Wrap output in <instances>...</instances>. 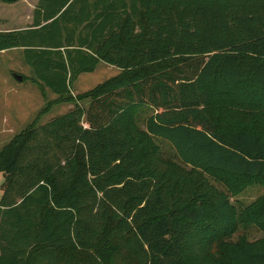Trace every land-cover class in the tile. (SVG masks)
<instances>
[{
	"label": "trees",
	"instance_id": "16d2710c",
	"mask_svg": "<svg viewBox=\"0 0 264 264\" xmlns=\"http://www.w3.org/2000/svg\"><path fill=\"white\" fill-rule=\"evenodd\" d=\"M11 49L73 107L0 149V264H264V237L230 240L238 221L264 232V194L233 203L199 174L235 196L264 183V0H38L30 27L0 31ZM99 62L122 73L84 109L70 86ZM221 106L249 122L223 128ZM153 138L191 170L156 168Z\"/></svg>",
	"mask_w": 264,
	"mask_h": 264
},
{
	"label": "rangeland",
	"instance_id": "374dc122",
	"mask_svg": "<svg viewBox=\"0 0 264 264\" xmlns=\"http://www.w3.org/2000/svg\"><path fill=\"white\" fill-rule=\"evenodd\" d=\"M38 0H0V31H10L28 28L32 25L33 12ZM122 70L99 62L93 73L79 75L70 86V92L75 101L82 108L87 109L89 101L80 98L86 92L97 85L119 76ZM15 75L22 76L23 80L18 81ZM58 97L45 88L35 76L33 68L25 61L23 49H11L5 53L0 52V149L7 145L10 140L20 133L24 128L37 119L39 124L61 116L73 107V104L59 102ZM49 106V107H48ZM137 109L133 113L134 124L140 130L145 129L147 119L154 111L147 106ZM46 108L47 111L43 113ZM254 110L252 114H263ZM211 115L220 120L223 128L246 125L250 111L239 109H228L225 106L211 110ZM153 145L156 153L152 156L153 165L160 169H169L171 165L182 168L189 172L191 169L183 166L178 160L172 146L167 142L153 138ZM199 174L215 189L229 195L231 202L240 203L243 206L254 202L264 194V183H255L246 188L238 195H231L227 185L231 178L223 177L217 173L199 172ZM3 176L0 175V198L2 196L1 184ZM264 237V232L256 225L248 222L238 221L235 231L230 240L247 239L249 241ZM89 257L98 253L88 250ZM80 253L79 256H84ZM99 257V255H97ZM105 264H114L111 253L100 255ZM127 258L126 264H132Z\"/></svg>",
	"mask_w": 264,
	"mask_h": 264
},
{
	"label": "water",
	"instance_id": "95a60500",
	"mask_svg": "<svg viewBox=\"0 0 264 264\" xmlns=\"http://www.w3.org/2000/svg\"><path fill=\"white\" fill-rule=\"evenodd\" d=\"M15 78H16L18 81H22V80H23L22 76H19V75H15Z\"/></svg>",
	"mask_w": 264,
	"mask_h": 264
},
{
	"label": "crops",
	"instance_id": "0c3cea01",
	"mask_svg": "<svg viewBox=\"0 0 264 264\" xmlns=\"http://www.w3.org/2000/svg\"><path fill=\"white\" fill-rule=\"evenodd\" d=\"M23 29H26V28H23ZM6 51H2V53H5Z\"/></svg>",
	"mask_w": 264,
	"mask_h": 264
}]
</instances>
